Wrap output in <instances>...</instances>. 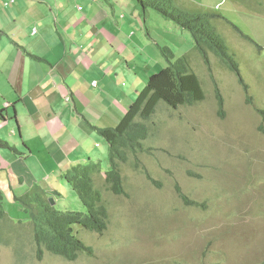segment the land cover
Segmentation results:
<instances>
[{
    "label": "rangeland",
    "instance_id": "rangeland-1",
    "mask_svg": "<svg viewBox=\"0 0 264 264\" xmlns=\"http://www.w3.org/2000/svg\"><path fill=\"white\" fill-rule=\"evenodd\" d=\"M127 1L129 8L118 19L119 27L102 22L116 34L117 44L136 57L133 63L123 57L125 69L128 60L131 73L137 75V84L121 88L127 97L114 106L116 113L123 117L150 71L167 67V55L160 48L189 57L204 100L177 109L164 102L157 105L145 123L143 152L137 161L128 155L120 167L122 196L110 192L104 182L109 170L107 143L91 131L102 152L93 159L101 161L95 187L107 209V228L96 234L73 227L76 237L92 249L91 258L80 256L68 263L44 253L37 259L33 224L8 206L4 212L12 221L0 230V264H264V0H174L181 10L222 17L213 21L214 30L238 63L247 91L213 55L210 75L187 31L151 10L142 13L133 0ZM110 3L119 16L124 7L116 0ZM110 9L105 8L108 14ZM230 24L260 49L244 41ZM0 38L6 42L3 34ZM103 78L108 83L112 76ZM214 83L224 101L222 119L217 115ZM117 95L115 102L121 99ZM104 99L107 103L99 114H106L112 98L106 94ZM67 188L65 197L52 198L53 207L59 212H84L75 192Z\"/></svg>",
    "mask_w": 264,
    "mask_h": 264
},
{
    "label": "crops",
    "instance_id": "crops-1",
    "mask_svg": "<svg viewBox=\"0 0 264 264\" xmlns=\"http://www.w3.org/2000/svg\"><path fill=\"white\" fill-rule=\"evenodd\" d=\"M116 3L124 7L119 16L110 0H0V34L6 37L0 38V109L7 115L0 140L13 147L0 148V196L5 210L15 207L27 222L15 199L34 187L56 200L65 197L69 186L62 176L71 166L101 162L93 159L102 152L90 126L114 128L122 116L114 106L127 97L121 88L137 84L123 61L136 57L102 26L109 20L119 27L129 5ZM107 75L112 78L105 83ZM106 94L112 99L106 114H99ZM115 95L121 99L115 102Z\"/></svg>",
    "mask_w": 264,
    "mask_h": 264
},
{
    "label": "trees",
    "instance_id": "trees-1",
    "mask_svg": "<svg viewBox=\"0 0 264 264\" xmlns=\"http://www.w3.org/2000/svg\"><path fill=\"white\" fill-rule=\"evenodd\" d=\"M133 1L142 13L151 10L176 28L187 31L192 39V49L198 54L210 75V55H213L237 78L244 91H247L238 63L223 39L214 30L213 21L222 19L220 15L187 12L177 8L174 0ZM231 27L244 41L258 47L237 27L233 25ZM160 51L167 55L165 57L168 60L167 67L148 76L146 85L137 94L135 101L117 126L105 129L90 126L91 131L101 135L107 143L109 170L104 174V182L108 190L117 196L124 194L120 167L127 162L128 155L131 154L137 161V156L143 152L142 142L148 136L145 123L155 114L157 105L164 102L167 107L177 109L184 106L191 107L204 100L201 82L191 68L189 57H177L168 48H160ZM214 96L217 103V115L222 119L224 101L215 83ZM6 120L5 110L0 109V122ZM0 148L13 150L2 140H0ZM101 174L99 163H89L71 166L62 176L64 183L75 192L84 212L57 211L50 206L47 200L48 195L44 191L40 192L39 187H34L30 194L15 199L22 207L23 214L28 215L33 224L32 240L37 259H40L44 253H50L68 262L75 261L80 254L92 256V249L75 236L73 227L78 226L96 234H102L106 230L107 209L101 192L95 187V178ZM10 223L11 221L5 215L0 196V230L11 226ZM1 238L0 234V246Z\"/></svg>",
    "mask_w": 264,
    "mask_h": 264
},
{
    "label": "clouds",
    "instance_id": "clouds-1",
    "mask_svg": "<svg viewBox=\"0 0 264 264\" xmlns=\"http://www.w3.org/2000/svg\"><path fill=\"white\" fill-rule=\"evenodd\" d=\"M79 10H81V8H78ZM3 122H5V121H3ZM1 123V122H0ZM96 163H99V162H96ZM52 199L53 197H49L48 196V201H49V199ZM53 200V199H52ZM51 207H53V206H51ZM29 221H30V219H29ZM81 228V227H80ZM81 229H83V228H81ZM85 230V229H84ZM88 231V230H87ZM73 232H74V230H73ZM93 233V232H92ZM75 234V233H74ZM76 236V235H75ZM79 239V238H78ZM81 241V240H80ZM34 244V243H33ZM50 254V253H49ZM50 255H52V254H50ZM52 256H54V255H52ZM80 256H86V255H84V254H80L79 255V257L75 260V261H77L79 258H80ZM55 257H57V256H55ZM86 257H88V256H86ZM92 257V256H91ZM91 257H88V258H91ZM58 258H60V257H58ZM60 259H62V258H60ZM63 260V259H62ZM63 261H65V260H63ZM75 261H73V262H75ZM65 262H68V261H65ZM68 263H72V262H68Z\"/></svg>",
    "mask_w": 264,
    "mask_h": 264
},
{
    "label": "built area",
    "instance_id": "built-area-1",
    "mask_svg": "<svg viewBox=\"0 0 264 264\" xmlns=\"http://www.w3.org/2000/svg\"><path fill=\"white\" fill-rule=\"evenodd\" d=\"M11 3H12V2H11ZM91 85H92V87H93V88H96V87H97V82H96V81H94V82H92V84H91ZM6 106H7V105H6ZM1 123H3V122H1Z\"/></svg>",
    "mask_w": 264,
    "mask_h": 264
},
{
    "label": "water",
    "instance_id": "water-1",
    "mask_svg": "<svg viewBox=\"0 0 264 264\" xmlns=\"http://www.w3.org/2000/svg\"><path fill=\"white\" fill-rule=\"evenodd\" d=\"M49 202L51 203L50 206H53L54 205V202L52 199H49Z\"/></svg>",
    "mask_w": 264,
    "mask_h": 264
}]
</instances>
